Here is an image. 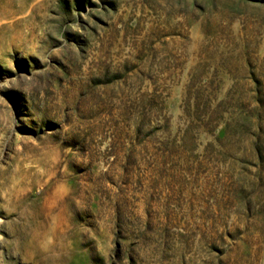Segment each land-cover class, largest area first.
Returning a JSON list of instances; mask_svg holds the SVG:
<instances>
[{"label": "rangeland", "instance_id": "1", "mask_svg": "<svg viewBox=\"0 0 264 264\" xmlns=\"http://www.w3.org/2000/svg\"><path fill=\"white\" fill-rule=\"evenodd\" d=\"M20 194L18 264H264V0H0Z\"/></svg>", "mask_w": 264, "mask_h": 264}, {"label": "bare ground", "instance_id": "2", "mask_svg": "<svg viewBox=\"0 0 264 264\" xmlns=\"http://www.w3.org/2000/svg\"><path fill=\"white\" fill-rule=\"evenodd\" d=\"M24 196V194H20L18 207L7 213L9 224L14 229L11 232L5 231L4 226L6 223L0 221V264H18L17 260L21 259L24 262L28 239L31 238L35 242L40 236L37 215L39 205L35 200L25 201ZM33 264L38 263L33 262Z\"/></svg>", "mask_w": 264, "mask_h": 264}]
</instances>
